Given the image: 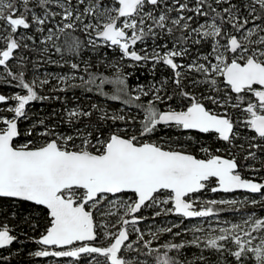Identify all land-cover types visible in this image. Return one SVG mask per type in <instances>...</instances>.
Instances as JSON below:
<instances>
[{
	"label": "snow or ice",
	"instance_id": "snow-or-ice-1",
	"mask_svg": "<svg viewBox=\"0 0 264 264\" xmlns=\"http://www.w3.org/2000/svg\"><path fill=\"white\" fill-rule=\"evenodd\" d=\"M102 49L132 61L129 67L150 66L152 82L130 89L119 62ZM85 50L115 77L93 71L91 57L65 59ZM31 52L40 54L36 63L68 66L69 73L28 79ZM158 66L171 76L157 80ZM0 85L20 89L0 93V210L6 201L26 202L49 221L31 256L77 264H264V216L209 219L222 210L217 204L264 207V182L239 171H264L247 163L264 164V0H0ZM74 89L124 107L65 109L67 133L51 116L29 115L32 102L60 101L55 93ZM161 129L209 136L219 146L199 144V158L154 141ZM236 190L262 199L197 195ZM145 210L152 220L182 219L146 234ZM193 219L201 223L182 227ZM12 231L0 224V249L17 241ZM189 249L197 251L189 257ZM7 260L0 256V264Z\"/></svg>",
	"mask_w": 264,
	"mask_h": 264
},
{
	"label": "trees",
	"instance_id": "trees-1",
	"mask_svg": "<svg viewBox=\"0 0 264 264\" xmlns=\"http://www.w3.org/2000/svg\"><path fill=\"white\" fill-rule=\"evenodd\" d=\"M77 35H80L77 33ZM81 39H84V37L81 35ZM149 45L151 44V41L148 42ZM171 46V45H169ZM37 47H40L38 44ZM137 50H139L142 45L138 44ZM101 51L107 52V57L110 59L113 63L119 62L121 70L126 74L127 83L129 85V88H135L137 84H149L152 82V76H151V67L148 66L147 68L143 67H137L132 66L129 67V65H132L133 62L129 60H123L119 61L118 54L107 49H102ZM21 55H24L25 53L21 51ZM33 63H29L26 71V77L30 79L31 75L38 74H50L52 76H60L68 74L70 69L68 66L60 67L59 65H53L48 63L38 64L36 63L37 59L39 58V53L37 52H31L27 54ZM47 54H45L46 56ZM91 57V62L96 64L97 67L93 69V71L98 73H103L105 75H109L112 77H115L116 72L114 69L108 67V65L100 64V61L98 58L93 56L91 51L85 50L81 56L76 57H68L65 56V59L74 60L75 62H79L81 59L83 60H89ZM53 60H60L59 55H53ZM35 64V67L33 66ZM83 67V65H82ZM165 76H171V71L163 66H158L157 72H156V79H162ZM56 81H53V84H55ZM106 91L111 92L112 86H106ZM20 91L18 88L9 87L7 85H0V93L10 95L13 92ZM43 94H50L49 87H45L43 90ZM57 95L61 96V100H45L42 102H32L30 105L29 115L33 116L35 119L37 116L44 117L45 119H48L49 116H51V120L49 121L52 124L58 125V130H63L66 133L71 131V128L69 125L65 124L64 121V110L75 108V107H83L85 109H88L91 104L93 103H100L104 107L111 106L112 109H117L119 107H124L120 104L118 101H108L103 97H97L94 93H85L80 89H74L70 90L66 93H55ZM148 98H142L143 101H146ZM5 106H1L3 108ZM128 110V109H126ZM131 111H135L132 109ZM5 115H8V113H2ZM95 119V117H93ZM26 126L22 125V127ZM191 136L193 139L188 140L186 137ZM154 141L160 142L162 146L165 148L171 147L173 150H187L188 152H191L194 155H197L199 158H203L205 156V153L201 152L199 150V144L204 145H214L219 146V142H215L213 138L205 135H198L195 132H188L184 133L176 129H161L155 136L152 138ZM199 141L197 143L196 141ZM21 141H17V143H20ZM166 142V143H165ZM237 153L240 154V157L242 158L243 152L240 150H237ZM223 154V153H222ZM199 195H207L208 197L204 196L205 198L202 201H208V200H214L216 197L223 196L221 194H215L211 191H205L203 193H200ZM245 195V194H240ZM252 199L257 198L258 196L254 195H247ZM262 198L256 199L257 201H260ZM215 209L221 210L219 211V215L215 218H217L220 222L222 221H240V218H238V215H246L251 212H255L257 216H264V207H261V205L258 203L255 207H253L251 204H248L244 207H239L240 211H234L233 206L231 205H219L217 204L214 206ZM3 213H6L3 214ZM12 213H15V218H13ZM145 216H148L149 219H147L144 223H142L140 226L146 233V228H149L148 225L153 226V229L155 227L159 226H166L163 224L168 219H177L181 220V217L178 216H161L157 217L155 220L151 219V212L144 211L143 213ZM214 218V219H215ZM212 219L213 218H209ZM188 221H184V225L186 226V223ZM6 223L8 224L12 229V234L17 236V241H15L12 245H10L6 249L0 250V256L8 257V260L4 262V264H77L74 260L70 258H59L54 259L51 257L48 258H36L30 255L31 252L37 250L40 246L36 243H34V238L38 239L39 236L44 233L46 227L48 226V217L46 214V211L44 209H36L33 205L26 202H16L13 204L12 201H6L4 202V207L2 210H0V224ZM35 224L36 228L33 229L32 225ZM176 229H174L175 231ZM191 234H188L186 238H190ZM168 236H164L163 239H168ZM196 249H189L187 250V254L189 257L193 252H196ZM208 253H206L207 255ZM87 259V257L83 258ZM212 259L215 260L216 257L213 255Z\"/></svg>",
	"mask_w": 264,
	"mask_h": 264
},
{
	"label": "rangeland",
	"instance_id": "rangeland-1",
	"mask_svg": "<svg viewBox=\"0 0 264 264\" xmlns=\"http://www.w3.org/2000/svg\"><path fill=\"white\" fill-rule=\"evenodd\" d=\"M43 75V77H44V74H42ZM34 76H39V77H41L42 78V76L41 75H38V74H33V75H31V77H30V79H32ZM243 194H245V195H240V194H236V193H232V194H227V195H224V196H220V197H216L214 200H217V201H219V200H237V201H244L245 200V198H248L249 200H251L252 198H250L249 196H247L248 194L247 193H243ZM198 195V197H199V199L202 201L205 197L204 196H206V197H208L207 195H199V194H197ZM254 196H258L257 198H255V199H258V198H262L261 197V195H254ZM232 206V205H231ZM241 205H236L235 207L236 208H239ZM145 211H148V210H145ZM244 215H241V216H239L238 215V218H242ZM215 220H218L217 218H213V222L215 221ZM180 220H175V219H168V220H166L165 221V223L163 222V224L162 225H170L171 223H173V222H179ZM186 221H188L187 223H186V226H188V227H191V226H193V225H195V224H198V223H201V220L200 219H195V220H186ZM223 222V221H222ZM231 222H239V221H231ZM150 225H148V227H149ZM207 226V222H205V227ZM221 226H226V225H223V223H221ZM141 227V226H140ZM153 227V226H152ZM141 229H142V227H141ZM143 230V229H142ZM147 231H148V228H146V234H147Z\"/></svg>",
	"mask_w": 264,
	"mask_h": 264
},
{
	"label": "flooded vegetation",
	"instance_id": "flooded-vegetation-1",
	"mask_svg": "<svg viewBox=\"0 0 264 264\" xmlns=\"http://www.w3.org/2000/svg\"><path fill=\"white\" fill-rule=\"evenodd\" d=\"M236 155H237L238 159L241 158L240 154H238L237 152H236ZM243 155H244V153H243ZM262 158H264V157H262ZM241 163H245V162L241 159ZM247 163L252 164L256 168H264V164H261L260 159L253 160V161H248ZM239 171H240V174L242 175V177H244V178L255 179V180L259 181V182H263L264 181V171H261V172L257 173V172H252L251 170H249L247 168H241ZM215 194H221L223 196L227 195V194H223V193H219V192H217ZM236 194H243V193L242 192H237ZM247 194L248 195H257V194H249V193H247ZM259 195H261V194H259Z\"/></svg>",
	"mask_w": 264,
	"mask_h": 264
},
{
	"label": "water",
	"instance_id": "water-1",
	"mask_svg": "<svg viewBox=\"0 0 264 264\" xmlns=\"http://www.w3.org/2000/svg\"><path fill=\"white\" fill-rule=\"evenodd\" d=\"M1 106L2 105H0V108H1ZM264 182V181H263ZM237 192H242V193H249V192H247V191H245V190H236V191H234V192H219V193H223V194H232V193H237ZM249 194H253V193H249ZM257 195H259V193H256ZM193 220H195V219H193ZM15 242V241H14ZM13 242V243H14ZM0 250H2V249H0Z\"/></svg>",
	"mask_w": 264,
	"mask_h": 264
}]
</instances>
